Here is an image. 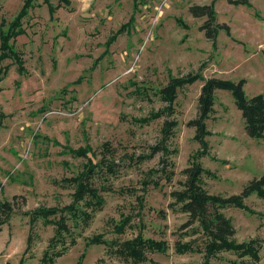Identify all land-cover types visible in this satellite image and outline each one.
Returning a JSON list of instances; mask_svg holds the SVG:
<instances>
[{"label":"rangeland","instance_id":"1","mask_svg":"<svg viewBox=\"0 0 264 264\" xmlns=\"http://www.w3.org/2000/svg\"><path fill=\"white\" fill-rule=\"evenodd\" d=\"M32 3L19 21L25 34L13 42L25 71L10 59L0 62V200L18 196L15 211L0 224V264H40L56 229L46 221L58 219L59 212L35 220L29 213L68 205L73 177L89 165L95 167L92 183L104 203L91 210L87 224L66 212L69 232L63 231L56 242L55 251L63 254L52 264H75L82 253L81 264H130L108 246L86 244L96 234L123 241L139 233L166 240L168 248L148 251L147 259L137 264H203L201 250L174 251L176 240L191 239L202 248L204 237L182 227L187 215L174 208L170 192L182 188V170L192 159L205 169L202 186L222 196L239 193L264 171V138L245 133L229 89L214 91L205 118V146L187 124L198 114L201 86L209 78L245 79L246 96L264 95V0H247L249 5L229 0H70L52 16L42 0ZM210 3L214 24L228 27L219 28L213 39L200 29L207 18L189 12L192 5ZM22 4L0 0L4 30ZM113 34L115 40L107 45ZM187 74L202 79L179 86L170 105L173 112H165L169 103L160 90L171 78ZM155 113L159 117H152ZM164 119L176 121L166 142L169 153L146 157L161 139ZM162 158L171 163L170 180L159 170ZM105 163L114 172H107ZM244 205L222 212L234 225L233 241L254 239L260 259L253 264H264V199L253 192ZM77 206L90 211L82 202ZM123 218L129 225L116 234L113 226ZM248 260L219 251L208 264Z\"/></svg>","mask_w":264,"mask_h":264},{"label":"trees","instance_id":"2","mask_svg":"<svg viewBox=\"0 0 264 264\" xmlns=\"http://www.w3.org/2000/svg\"><path fill=\"white\" fill-rule=\"evenodd\" d=\"M232 3L246 2L247 0H229ZM33 0H23V4L16 17L11 22L10 26L4 30V20L0 21V62L4 59L12 60L21 73L25 71L24 60L19 51L13 45L15 38L18 35L25 34L24 29L20 28V20L27 14L28 10L33 7ZM48 6L50 16L56 11L57 8L63 5H70V0H58L56 5H52L50 0H42ZM248 5L250 3H247ZM189 12L194 17H206L205 22L200 25V29L204 31L207 38H215L219 28L225 27V24H214L215 10L213 4L205 5H192L189 7ZM123 31L122 27L117 31V34ZM116 34L110 36L106 44H111L115 40ZM12 40V41H11ZM202 79L199 74H187V76L173 77L170 79L160 90L162 100L169 103L168 109L165 112H173L170 105L176 97V89L184 84H191L194 81ZM76 79L75 82H78ZM245 79H240L237 82L222 81L216 78H209L204 81L201 86L200 94L198 97V114L195 118L188 121V125L194 127V138L199 142L200 146H205L204 140L207 134L205 127V118L212 110L214 91L216 89H229L234 98L236 106L241 112L245 133L252 138H264V95L262 93L253 96H246L243 86ZM2 114V113H1ZM159 113H155L152 117H159ZM148 118H144L146 122ZM176 121L174 119H164L161 126V139L160 141L150 148V153L146 157H150L157 152L165 153L166 142L173 134ZM108 148V147H107ZM108 150V149H107ZM162 167L159 170L164 172L166 179L170 180V174L173 173L169 168L171 163L167 159L162 158ZM107 172H114V166L111 163H105ZM205 169L199 162L192 159L191 164L182 170L185 175V180L182 183L181 189H175L170 192L173 197V206L178 211L187 215V220L183 223L182 227H192L196 232H201L204 237L202 248L196 244L194 240H176L174 242V251L178 254L187 252H204L203 264H208L210 257L215 256L219 251H231L239 256H248L249 260L245 264H253L260 259L259 244L255 243L254 239L247 242H235L233 237L235 234L234 225L229 217H227L222 209L228 207L244 208V200L251 193L264 199V171L258 177L249 179L242 187L239 193H234L229 196H222L220 194L209 193L201 182L202 173ZM95 174L94 165L87 166L76 177H73L75 182V189L72 193V201L62 208H38L29 214L32 219L44 217L48 219L50 215H56L59 212L58 219H48L46 222H52L55 226V234L49 239L48 247L43 251L40 259V264H52L56 257L63 254V250L55 251L56 242L61 240L62 232H69L68 224L66 223V212L77 219H81L85 224L92 217L91 210L101 208L104 203V198L100 195L98 189L93 185L92 178ZM158 184L155 182V185ZM18 196L13 195L12 200H0V224L6 223L10 215L15 211V200ZM82 202L90 211L86 209H79L77 204ZM128 218H123L119 223L114 224L113 231L116 234H122L126 226L129 224ZM192 230V232H193ZM31 241V235L27 236V247ZM94 244H103L108 246L111 251L123 259L130 261V264H137L144 262L147 259V252L163 253L167 250L168 244L164 239H154L145 237L142 233L136 236L125 239L123 241L111 240L108 241L103 238L101 234L93 235L87 241V246ZM83 253L75 264H81ZM22 262V261H21Z\"/></svg>","mask_w":264,"mask_h":264}]
</instances>
